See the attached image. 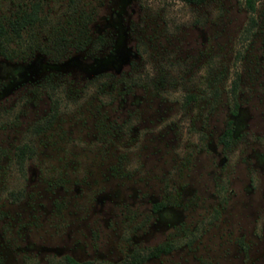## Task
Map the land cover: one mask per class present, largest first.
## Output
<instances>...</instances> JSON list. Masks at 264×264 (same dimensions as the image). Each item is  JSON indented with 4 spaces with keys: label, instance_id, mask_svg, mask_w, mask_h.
I'll return each instance as SVG.
<instances>
[{
    "label": "rangeland",
    "instance_id": "obj_1",
    "mask_svg": "<svg viewBox=\"0 0 264 264\" xmlns=\"http://www.w3.org/2000/svg\"><path fill=\"white\" fill-rule=\"evenodd\" d=\"M33 2L0 46V264L164 242L141 264H264V0H0V20Z\"/></svg>",
    "mask_w": 264,
    "mask_h": 264
},
{
    "label": "trees",
    "instance_id": "obj_2",
    "mask_svg": "<svg viewBox=\"0 0 264 264\" xmlns=\"http://www.w3.org/2000/svg\"><path fill=\"white\" fill-rule=\"evenodd\" d=\"M186 2H193V3H200L204 0H184ZM258 0H242L243 5L249 12H253L255 10V5ZM38 12H39V4L38 2H33L29 5V8H25L22 6H18L15 11H13V14L10 16L5 17L3 20H0V46L3 47L4 44V38H10L13 36H19L21 35L22 31L27 29L28 27L32 26L35 24L38 18ZM85 38H76L75 45L81 46L80 43H85L84 42ZM96 43L99 45L102 43L103 40V35L99 34L96 38ZM1 53L4 52L3 50H0ZM4 82L0 83V94L4 91ZM190 97H194L193 95H190ZM55 107L53 108V111L49 114L48 117L45 118V120L42 123H38L34 125V130L35 131H42L45 129L52 121L53 116H55ZM236 112V109H233V113ZM220 141L223 142L224 145L229 146L230 143L234 139L233 135V127H232V120L230 119L227 122V125L222 132V134L219 137ZM33 153V148L28 144V143H23L21 145H18L15 150V155H16V161L18 163H22L26 157L31 156ZM162 247L156 248L157 251L160 250ZM167 249L171 248V245H168L166 247ZM165 248V249H166ZM72 263L74 264H87V263H79L75 261L73 258L69 257L68 258ZM144 257H132L129 259L126 264H139Z\"/></svg>",
    "mask_w": 264,
    "mask_h": 264
},
{
    "label": "flooded vegetation",
    "instance_id": "obj_3",
    "mask_svg": "<svg viewBox=\"0 0 264 264\" xmlns=\"http://www.w3.org/2000/svg\"><path fill=\"white\" fill-rule=\"evenodd\" d=\"M232 114L234 115V116H236V114H237V112H235V113H233L232 112ZM230 120V119H229ZM232 120V119H231ZM234 125H235V119L234 120H232V127H233V135H234ZM226 127V126H225ZM225 129V128H224ZM224 131V130H223ZM222 134V133H221ZM223 143V142H222ZM166 205V203L164 202V201H156V202H154V204H153V208L156 210V211H161V213L162 214H164V213H167L168 211V208L165 206ZM168 245H171V248L170 249H167L166 247L168 246ZM158 247H162L160 250H158L157 251V249L156 248H158ZM174 246H173V244L171 243V242H164V243H161V244H158V245H156V246H154L153 248H150V249H148L146 252H140V251H134L132 254H131V256H130V259L132 258V257H144V259L139 263V264H141V263H143L145 260H148V259H150V258H154V257H158L160 254H162V253H168L169 251H171V249L173 248ZM166 248V249H165ZM69 257H71V258H73L75 261H77V262H79V263H87V264H91V262L89 263V261H79V260H77V259H75V257H73V256H66V260L68 261V263L69 264H74V263H72L68 258ZM129 260V259H128ZM128 260H126V262L128 261ZM126 262H125V264H126Z\"/></svg>",
    "mask_w": 264,
    "mask_h": 264
}]
</instances>
